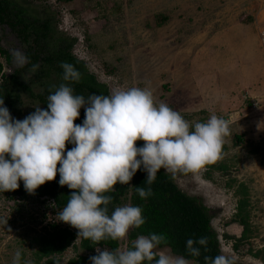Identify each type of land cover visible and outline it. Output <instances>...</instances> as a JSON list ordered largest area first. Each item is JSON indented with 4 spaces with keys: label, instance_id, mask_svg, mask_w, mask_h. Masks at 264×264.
<instances>
[{
    "label": "rangeland",
    "instance_id": "rangeland-1",
    "mask_svg": "<svg viewBox=\"0 0 264 264\" xmlns=\"http://www.w3.org/2000/svg\"><path fill=\"white\" fill-rule=\"evenodd\" d=\"M13 1L30 15L45 12L58 34L76 39L74 57L109 93L147 87L156 103H166L189 122H204L213 113L228 122L229 135L216 160L226 170L213 171L210 178L203 167L177 172L174 183L210 210L223 255L241 264H261L234 253L224 236L240 235V226L226 222L239 198L234 191L242 184L249 195L253 247H261L264 239V0ZM158 16L167 21L157 27ZM244 17L251 21L244 23ZM0 48L10 56L13 50L25 53L6 26L0 29ZM0 62L5 75L21 70L20 82L31 90L16 102L21 113L15 119L22 120L38 106L43 109L32 98L43 93L33 85L36 67H18L12 56L9 66L4 58ZM235 135L241 136L240 144ZM54 210L51 199L13 198L0 191V264H12L17 249L21 264H36L33 239L51 224L77 233L57 222ZM128 234L119 240L118 250L127 248ZM75 247L61 258L62 264L79 254Z\"/></svg>",
    "mask_w": 264,
    "mask_h": 264
},
{
    "label": "clouds",
    "instance_id": "clouds-1",
    "mask_svg": "<svg viewBox=\"0 0 264 264\" xmlns=\"http://www.w3.org/2000/svg\"><path fill=\"white\" fill-rule=\"evenodd\" d=\"M18 67L27 57L11 52ZM62 80L78 82L79 72L62 62ZM69 83H62L47 97L46 108L39 106L22 120L10 116L0 99V191H14L18 181L28 193L59 175L61 187L70 191L66 205L56 213V221L77 230V237L100 241L123 239L130 229L144 223L142 208L132 204L115 206L106 195L117 183L127 185L138 169L151 185L158 171L173 176L194 172L220 158L228 122L210 114L206 121L189 122L164 102L156 103L147 87L113 89L108 95L74 94ZM83 107L84 119L74 124ZM142 141L137 147L136 142ZM72 145L65 151V145ZM59 165V167H57ZM146 199L147 189L135 187ZM206 238L186 241V253L197 258ZM166 236L138 235L125 250L95 248L89 264H193L183 255L167 249ZM163 246V247H162ZM12 264H21L17 249ZM203 264H232L220 254L204 256Z\"/></svg>",
    "mask_w": 264,
    "mask_h": 264
},
{
    "label": "trees",
    "instance_id": "trees-1",
    "mask_svg": "<svg viewBox=\"0 0 264 264\" xmlns=\"http://www.w3.org/2000/svg\"><path fill=\"white\" fill-rule=\"evenodd\" d=\"M72 1L75 0H61L64 4H69ZM157 18V27L167 21L165 16H158ZM242 21L249 23L251 19L244 17ZM2 25H7L12 32L22 39L24 44H28L29 37L32 38L35 48L33 52L27 51L26 57L33 64L39 63V72L45 79L50 78V75L54 76V83L45 87L43 96H48L54 92L60 84L69 83L62 80V69L60 67L62 62L72 64L80 74L78 82L69 83L74 94L82 95L85 98L91 94H109L107 87L97 82L95 77L88 72L83 62L72 54L76 39L63 37L58 32L55 35L51 20L44 15L41 19L36 18L28 14L22 6H16L14 2L9 0H0V27ZM0 55L7 57L6 53L1 50ZM2 68L0 62V75ZM3 90L2 88L1 91ZM1 91L0 99H2ZM4 94H6L5 91ZM9 96L7 95L6 103L10 101ZM39 99L43 100L42 97H39ZM6 103H4L5 106L11 105V102ZM79 111L84 113L83 107ZM83 119L84 114L77 118L74 124H80ZM235 140L236 144H240L242 141L241 136L235 135ZM142 143V141H137L136 146L139 147ZM65 146V151L71 148V145L67 142ZM253 152L256 153L257 149H254ZM216 162L203 166L206 169V178H210L213 171L226 170L224 165ZM58 179L59 175L57 174L52 181L45 182L33 193L25 191L23 183L18 181L19 187L16 190L5 191L4 193L13 198L23 199L27 196L37 198L46 196L52 200L56 214L66 205L71 191L66 186H59ZM145 179L146 173L138 169L127 185L117 183L112 191L105 193L112 197V203L109 205L110 212L115 206L124 204H132L142 208L145 223L139 229L132 228L129 230L127 248L130 247V242L138 235L163 233L168 240L167 248L170 249L171 253L183 255L194 264H203L204 256L215 257L222 254L218 235L211 227V212L199 197L189 196L181 192L174 183L173 175L163 170L157 172L151 185H148ZM135 187L144 189L150 187L152 195L146 199H141L137 195ZM234 195L239 198L236 201L235 212L230 220L226 222V225H238L241 232L238 237L225 235L224 238L229 240L234 253H244L264 264V239H262L261 247H253L254 231L250 225L248 190L240 184L234 191ZM201 237L206 238V245H196L200 248L201 254L197 258H193L186 253V241L190 238L195 241ZM76 238L79 240L75 247ZM33 243L36 248L34 253L36 264L39 262H43L42 264H62L61 258L74 247L77 248L79 254L69 259L65 264H88L89 258L97 254L95 248H107L109 250H118L119 248V240L105 239L97 244L91 240L77 237V233L68 228H60L56 224L49 225L43 233L33 239ZM232 264L241 263L232 261Z\"/></svg>",
    "mask_w": 264,
    "mask_h": 264
},
{
    "label": "flooded vegetation",
    "instance_id": "flooded-vegetation-1",
    "mask_svg": "<svg viewBox=\"0 0 264 264\" xmlns=\"http://www.w3.org/2000/svg\"><path fill=\"white\" fill-rule=\"evenodd\" d=\"M9 1H11V2H14L13 0H9ZM26 11L28 12V10L26 9ZM44 13V14H43ZM28 14H29V12H28ZM42 15H44L46 18H47V15H46V13L45 12H42V14L38 17V16H34V15H32V16H34V17H38V18H42ZM52 24V23H51ZM3 26H6V27H8L7 25H2L1 27H0V29L3 27ZM9 28V27H8ZM52 28H53V30H54V33H55V35L57 34V31L55 30V28H54V25L52 24ZM9 30L11 31V29L9 28ZM12 32V31H11ZM20 41H21V43H22V45L25 47V53H24V55L26 56V52L27 51H30V52H33V50H34V45H33V42H32V38H30L29 37V39H28V44H24L23 42H22V39L21 38H19L14 32H12ZM61 35V34H60ZM63 37H65V36H63ZM0 50L1 51H3V52H5L6 53V56L7 57H4V56H1L0 55V58H4V60H5V63H6V65L7 66H9L10 64H11V56L8 54V52L7 51H5V50H2L1 48H0ZM73 54V53H72ZM2 64V63H1ZM26 65L28 66V67H30V68H34V67H36V75H35V78H34V82H33V85H35V86H40L42 89H43V93H42V95L41 94H36L34 97H32L31 95H30V97H32V98H36L37 99V101L40 103V104H42V106H43V108H46V103H47V97L48 96H43V94H44V89H45V87H47L48 86V84L49 85H52L53 83H54V76L53 75H50L49 77L50 78H47V79H45L42 75H41V73L39 72V68H40V65H39V63L37 62L36 64H33V63H31L30 62V60L27 58V63H26ZM2 67H3V65H2ZM20 73H21V70H14V71H12V72H10L8 75H5L4 74V71H3V68H2V73H1V75H0V91H1V89L3 88L4 90L3 91H1L2 93H1V96H2V99H3V101H4V103H6V99H8V97H7V95H10L9 96V99H10V101H8V102H11V105H4L7 109H8V111H9V113H10V116L11 117H13V118H16V116L17 115H19L21 112L20 111H16V106H15V104H16V102L19 100V98H20V95L21 94H29L30 92H31V90L27 87L28 85H23L21 82H20V79H19V77H20ZM4 91L6 92V94H4ZM8 93V94H7ZM39 97H42L43 98V100L41 101V99H39ZM7 102V103H8ZM45 102V103H44ZM6 103V104H7ZM16 111V112H15ZM84 113H83V111L82 112H80L79 111V117L81 116V115H83ZM78 117V118H79ZM66 147V146H65ZM70 147H72V145L70 146ZM66 150V149H65ZM42 198H47V199H49L48 197H46V196H44V197H42ZM52 201V200H51Z\"/></svg>",
    "mask_w": 264,
    "mask_h": 264
},
{
    "label": "built area",
    "instance_id": "built-area-1",
    "mask_svg": "<svg viewBox=\"0 0 264 264\" xmlns=\"http://www.w3.org/2000/svg\"><path fill=\"white\" fill-rule=\"evenodd\" d=\"M262 42L264 43V31L261 33Z\"/></svg>",
    "mask_w": 264,
    "mask_h": 264
}]
</instances>
